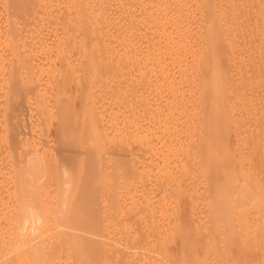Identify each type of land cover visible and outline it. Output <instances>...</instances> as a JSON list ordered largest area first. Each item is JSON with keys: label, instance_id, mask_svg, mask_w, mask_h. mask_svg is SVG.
<instances>
[{"label": "bare ground", "instance_id": "bare-ground-1", "mask_svg": "<svg viewBox=\"0 0 264 264\" xmlns=\"http://www.w3.org/2000/svg\"><path fill=\"white\" fill-rule=\"evenodd\" d=\"M2 1L9 27L7 32L6 23H0V264H62L66 254L79 264H181L179 259L199 257L202 252L191 248L196 241L193 233L187 235L192 230L185 234V228L197 221L193 185L200 171L205 172L202 183L212 190L210 221L216 231L213 229L206 245L211 244L213 253L238 246L239 259L246 260L242 264H249L248 255L256 254L249 251L256 248L258 256L250 261L264 264V215L255 218L257 214L251 213L248 218L246 211L239 216L252 195L237 185L241 178L251 189L255 186L251 194L259 189L249 182L254 176L257 182L263 169L256 159L264 144L259 112L264 108V85L262 78L258 84L256 80L263 73L255 72L257 67L250 64L256 79L252 78L254 73L247 75L245 70L250 69L249 64L245 67L235 62L242 66L238 72L242 69V75H247L242 77L246 82L239 80L241 86L249 87L255 80L262 88L256 86L261 96L254 102H249L247 92L243 95L249 100H235L239 107L248 101L244 106L249 108H243L254 120L248 123L234 117L236 105L231 102L230 90L236 85L230 83V71L236 65L229 64L240 54L236 51L245 33L241 14L250 7L257 14L250 16L249 11L246 17L244 12L245 28L251 29L250 43L245 40L246 33L244 41L256 44L255 51L251 49L256 54L254 60L258 57L264 64V0H55L59 14L56 38L60 41L54 42L56 46L48 41L52 48L43 42L46 46L38 45L37 50H27L28 54H18L23 38L20 27L31 22L33 27H28L35 29L44 24L40 19L52 13L54 8L48 9L53 2H48L53 0ZM39 17L42 23L37 22ZM42 31L46 32L41 29L31 41L29 31L30 46L40 38L47 39ZM248 44L246 51L242 49L249 56L252 45ZM259 67L264 72V65ZM234 89L241 91L238 86ZM26 96H32L29 102ZM98 96L103 98L98 101ZM28 103L40 116L37 127L27 122ZM228 105H233L232 111L227 110ZM247 113L243 116L249 118ZM239 121L245 128L246 123L263 126L261 136V130L255 131L262 138L259 141L252 134L256 128L248 130L253 135L249 141L253 151L259 147L252 160L260 161L261 169L254 171L260 176H249L252 169L243 175V167L242 175L238 174L242 177H236L229 169L235 155L230 147L234 141L232 137L230 141L231 131ZM241 145L238 148L242 150ZM107 164L111 171L107 172ZM108 174L116 177L111 184L120 175L117 180L126 189L119 199L114 195L120 191L115 190L119 183L112 187L114 193L107 187L114 196L105 222L103 207L96 201L103 193L98 187L110 183ZM96 188L101 192L98 198L90 192ZM231 188L236 191L232 193ZM255 200L254 211L262 203L259 195ZM102 231L114 232L112 237L107 235V239L111 237L108 241L104 239L106 244L93 238L104 237ZM243 231L244 235L236 238ZM180 244L182 248L176 251ZM196 259H192L194 264L201 263L202 258Z\"/></svg>", "mask_w": 264, "mask_h": 264}, {"label": "rangeland", "instance_id": "rangeland-1", "mask_svg": "<svg viewBox=\"0 0 264 264\" xmlns=\"http://www.w3.org/2000/svg\"><path fill=\"white\" fill-rule=\"evenodd\" d=\"M0 1H1V2H0V5H2V4H3V1H2V0H0ZM47 1H48V0H47ZM49 1H50V0H49ZM54 1H55V0L48 2V3H50V4L53 2V3L51 4V7H52V6H53V7L51 8V7H49L50 5H48V7H49L48 10H50V9L52 10V9L54 8L53 10H57V11L54 12V11L52 10V13H56V14L50 15V14H52L51 11H50V13H47V14H49V15H47V14H46V15H47L48 17H50L49 20L47 19V20H48L47 23L44 22V21L46 20V19H44V18H48L46 15L44 16V18L42 17V18L40 19V17H39L38 20H37L38 23L41 22L40 20H42V21L44 20L43 23H44V24L46 23L45 25H44V24H37V22H35L37 25L35 24L36 26H34V27H35V29H34V28H32L33 25L31 24L30 20H29L30 23H27V22L25 21L27 24L32 25V27L29 26L30 28H32V29H30V28L28 27L27 24H22L23 26L20 27V30H21L20 33H22L21 36H23V38H22V40H19V41L21 42V45H20L19 49L21 48L22 50H19V51H18V54L21 53V52H22V53H23V52H26V53H24V54H28V53H27V50H29L28 52H32V51H33V48H34V50H35V48H36L38 45H41L40 47H44V46H46L47 44H49L50 42H51V44H54V46H56L57 43H56V45H55L54 42H57V39H58V42L60 41V39H59L58 37L56 38V36H59V35H58V30H59V29L57 30V26H59V20H57V19H58L57 17H59V14L57 13V12H58V6H54V5H53V4L55 3ZM252 1H254V0H252ZM256 1H257V0H256ZM256 1H255L254 3H256ZM55 4H56V3H55ZM58 4H59V3H58ZM2 6H5V5H2ZM48 7H47V8H48ZM56 7H57V9H56ZM3 8H5V7H2V8H1V6H0V18L3 19V21H0V23H1V24H2V22L6 23L4 27H5V29H6L7 32H8V27H9V26H7V24H8V20H6L7 17H6V19H5V16H6L5 11H6V10L3 9ZM2 9H3V10H2ZM253 9L257 10L256 7H255V8L253 7ZM3 11H4V12H3ZM249 11H250V12H249ZM253 11H254V10H252L251 7H250V10H248V11H243V12H242L243 15L241 14V16L245 19V17H244V12H247V13H245V14H246V17H247V15H248V12H249L250 16H254L255 14H257V12L254 11V12H256V13H254ZM252 13H254V14H252ZM56 15H58V16L56 17ZM250 16H249V17H250ZM53 17H55V18L53 19ZM242 17H241V19H242L241 21H243V22H242V25H243V24H244V25L241 26V28L244 27L243 29H244V31H245V33H246L245 40L248 42L249 40H247V38L250 37V36H248V35H249L248 33L250 32L251 29H250V26H247L248 28H245V22H244L245 20H243ZM39 19H40V20H39ZM47 20H46V21H47ZM239 20H240V19H239ZM5 21H6V22H5ZM27 21H28V20H27ZM57 21H58V23H57ZM250 21H251V20H250ZM4 23H3V25H4ZM41 23H42V22H41ZM54 23H55V24H54ZM57 24H58V25H57ZM39 25H40V28L42 27V28H41L42 30H43V28L45 29L46 32H45V33H44V31H42V32H43V34L45 35V38H47L48 40H47V39L45 40L44 38H40V39L42 40V42L39 43V41H41V40L38 39V40L36 41V42H38V43H35L33 46H30V45H29V41H31L32 39L35 38L34 35L36 36L37 32H40V31H41V29L38 27ZM53 25H54V27H53ZM56 25H57V26H56ZM37 27H38V29H39L40 31L37 29ZM45 27H46V28H45ZM48 27H49V28H48ZM29 29H30V30H29ZM33 29H34V30H33ZM36 29H37L38 31H36ZM249 29H250V30H249ZM54 30H55V31H54ZM29 31H30V36H31V37H30V36L27 37V34H29ZM31 31H34V32H36V33L32 32V33H33V35H32ZM56 31H57V32H56ZM242 31H243V30H242ZM242 31L240 32V35H241ZM244 31H243V33H244ZM246 31H248V32H246ZM54 33H55V34H54ZM243 33H242V34H243ZM245 33H244V36H245ZM52 34H53L54 36H53ZM46 35H47V36H46ZM32 36H33V38H32ZM50 36H53V37H50ZM244 36H243V37H242V36L240 37V38H242L241 40H243V41L240 40V42H239V39H240V38H239V39H238V42L240 43V46H241L244 42H245V45H242V47H240L239 44H238V49H237V51H236V52H240V54L242 53L241 56H242V55H243V56H242V57H239L240 54L236 53L235 55H237V56L239 57V59H238V57H237V59H236V58H235V59L233 58V60H236V61H232V62H231V59H229L230 61H228V62H231V63H232V64L229 63L231 67L234 66L233 62H234V63H235V62H236V63H239V62H240V64L242 63V65H243V64H246V65H244L245 67H247V64H249V65H250V64H255V68L257 67V69L255 70V72L259 71V72H257V73H260V74L263 73V75H261V76H260V75H259V76L257 75V76H256V77H258L257 79H256V77H255V72H253V71H254V70H253L254 67H252V66L250 65L252 68H251L250 66H249L250 69H248V68L246 69L245 67H244V68H245V70H246V72H247V75H248V74H251V73H252L251 75H253V73H254V76H253L252 78H255V79L257 80V84L260 83V81L263 79V80H262L263 82H262V84H261V86H263V85H264V72L262 71V68L260 69V67H259V65H261V66L264 65V64H262V63H263V60H260L261 62H259V59H260V58H258V57H256L257 60H254V58H255L254 56H256V54L253 55V52L255 51L256 44H254V46H253V43H251L250 45L248 44V43H250V42L247 43V44L249 45V47H250L251 45L253 46V47L251 46V48H248V51L250 50V52H251V49H252V48L254 49V50H252L253 52L249 53L251 56H253V58H252L250 55H249V56L246 55V52L244 53V51H246V49H247V48H246V49L244 48V46L247 47V46H246V45H247V44H246V41H244ZM29 37H30L31 39H30ZM48 37H49V38H48ZM253 37H255V35H253ZM253 37H252V39H253V42H254L255 38H253ZM55 38H56V39H55ZM29 39H30V40H29ZM28 40H29V41H28ZM44 40H45V41H44ZM52 40H53V41H52ZM48 41H50V42L48 43ZM8 42H9V38H8ZM27 42H28V43H27ZM43 42H46V43H45L46 45H42ZM255 42H256V41H255ZM255 42H254V43H255ZM9 43H11V42H9ZM9 45H10V44H9ZM26 45H27V46L29 45L28 48H29V47H30V48L28 49V48L26 47ZM49 46H50V44H49ZM51 46L54 47L53 45H51ZM51 46H50V47H51ZM50 47H49V49L52 48V47H51V48H50ZM239 48H240V50H239ZM242 48L245 49V50L243 51ZM24 50H25V51H24ZM31 50H32V51H31ZM36 50H37V48H36ZM53 50H54V49H53ZM238 50H239V51H238ZM50 51H52V49H51ZM22 53H21V54H22ZM247 54H248V52H247ZM235 55H234V56H235ZM246 56H247V57H246ZM243 57H246L247 59H245V58H243ZM248 57H250V59H249ZM242 58H243V62H241V61H242V60H241ZM251 58H252L253 60H251ZM244 59H245V63H244ZM237 60H238V61H237ZM239 60H241V61H239ZM246 60H248V62H246ZM249 61H253V62H252V63H251V62L249 63ZM228 62H227V63H228ZM236 63H235L236 67L234 66V67H232L233 69L231 68V69L234 70L235 72L232 71V70L230 71V73H231L230 83H231V81H232V84H233V81H234V83H235L234 85L238 86L239 90H241V91H242V89H244V88H246V89L248 88V89H247V91H245L246 89H244L243 92L239 91V93H238V89H237V91H236V89H234L236 86H232V84H230V87H231V86L234 87V88H232V89L230 90V94H231V91H232L235 95L232 93L231 96H230V95H229V96L231 97V100H232L231 102H232L233 104H235L236 107H233V105H232V106H229V105H228L229 109L227 108V110L232 111V110H231V107H233V108H234V111H235V113H236V115L234 116L236 119L238 118V117H237V115H238V116H240V118H242V119L238 118L239 120H244V119H246L245 122L248 121V123H249V120H250V122L254 123V122H253L254 120H251V119H253V118H251V116L253 117V114H251L253 111L250 112L251 110L249 109V110H250V111H249V112H250L249 114H251L250 117H249L248 113L246 112V109L243 108V106L246 105V102H248V101L246 100V101L244 102V103H245L244 105H243V104H240V103H241L240 101L243 102V100H245V99L247 98V96L245 97V95H243V94L246 93V92H247V95H249V98H250V100L247 98V99L249 100V102H251V101L254 102L255 100H257V99H256V98H257L256 96H257V95H260L259 93H261V92H262V96H263V98H264V92H263L264 89L262 90V88L259 86L260 84H259V85H256V84H255V80H253V82H254L255 85L253 84V82H250V83L252 84V86L254 85L253 87H252L251 84H249V83H248V85H250L251 87H250V86H249V87H248V86L246 87L247 84H246L245 86H244V85L241 86V85L239 84L241 81H239V80H242V82L244 83V79L247 77V75H245L246 72L244 73V70H243L244 75H242V73H241V72H242V71H241L242 69L240 70V72H238V68L240 69L242 66L240 67V64L238 65V64H236ZM260 63H261V64H260ZM237 66H239V67H237ZM236 68H237V70H236ZM258 68H259V69H258ZM248 70H249V71H248ZM233 72L236 73L237 76L234 75ZM248 72H249V73H248ZM240 74L242 75L241 78H240ZM233 75H234V77H232ZM243 76H245L244 79H242ZM235 77H236V78H235ZM249 78H250V75H249ZM259 78H260V79H259ZM261 78H262V79H261ZM250 79H251V78H250ZM251 80H252V79H251ZM251 80H250V81H251ZM245 82H246V79H245ZM243 83H241V84H243ZM256 86L259 87V89L261 88L262 91L258 93V90H259V89L256 90V88H257ZM241 87H243V88L241 89ZM254 87H255V88H254ZM249 88H252L251 90H252L253 93H255V95L249 90ZM253 90H254V91H257V94H256V92H254ZM244 91H245V92H244ZM249 91H250V92H249ZM240 92H241V93H240ZM248 92H249V93H248ZM105 93H106V94H105L104 96L106 97L108 92H105ZM236 93H237V94H236ZM251 93L253 94L254 97L252 96ZM250 94H251V95H250ZM232 95H233V96H232ZM240 96H241V97H240ZM260 96H261V95H260ZM251 97H253V98H251ZM31 98H32V96H26V97H25V100L29 102V101L31 100ZM102 98H103V96H101V97L98 96V101H100ZM232 98H233V99H232ZM234 98H236V99H234ZM240 98H241V99H240ZM258 98H259V96H258ZM239 99H240V101H239ZM259 99H261V97H260ZM235 100H237V101L240 102V103H239V104H240V107H239V105L237 106V103H238V102H237V101L235 102ZM231 102H230V103H231ZM232 103H231V104H232ZM227 104H229V103H227ZM235 105H234V106H235ZM241 105H242V106H241ZM260 105H261V103H260ZM248 106H249V105L247 104V106H244V107H248ZM262 106H264V105H262ZM29 107H30V108H29ZM233 108H232V109H233ZM248 108H249V107H248ZM248 108H247V109H248ZM261 109L263 110L264 108L262 107ZM261 109H260V110H261ZM244 110H245V112H244ZM262 110L259 111V112L261 113L262 118H263V121H261V122L264 123V115H263L264 110H263V111H262ZM99 111H100V110H99ZM234 111H233V112H234ZM236 111H238L239 114H237ZM241 111H243V114H241V113H242ZM262 112H263V113H262ZM25 113L28 115V120H27V122L30 124V126H33V127H34V126H36V127L39 126V124L41 123V122H40V116L37 115V112H34L33 107H32V105H31L30 103H28V108H26ZM235 113H234V114H235ZM245 113H247V115H248L249 118H247L246 115L243 116ZM260 113H259V117H260ZM101 114H103V113H101ZM260 118H261V117H260ZM247 119H248V120H247ZM260 120H261V119H260ZM240 122H241V121H239V123H240ZM261 122H260V123H261ZM55 123H56V122H55ZM242 123H243V122H242ZM242 123H240L239 125L236 124L237 126H235V128L233 129L234 131H233V130L231 131V135H232V136H230V141H231L232 138H234V141H233V139H232L233 143L230 142V144H231V145L233 144L232 146L234 147V149H233L232 146H230V147L232 148V149H231L232 153L234 152L233 155H234V154H235V155L232 157V160H234V161H232L231 165H233V166H232L231 168L229 167V169H230V170H231V169L234 170V172H233V170H232V172H233L234 174H236V177H240V176L242 175V174H241V169H240V168L243 169V167L245 168V170H242V173H243V175H245V176L248 175V172H249L251 169H252V171H250V175H249V176H254V175H257V174L260 176V175L262 174V176H261L260 178L258 177L259 180L256 178V181H257V182L254 181V180H255L254 178L257 177V176H254V178L251 177L252 179H251V181L249 182V183H251V185H252V183H255L254 185L257 184L256 189H257V188L261 189V192L259 191V189H258V192H257V190H256L257 193H260V194H258V195H259V197H260V201L262 202L260 206H258L257 208L255 207V208H256L255 211L257 210L256 213H254V212H255V211H254V206H255L254 202L257 201V200H255V199L258 198V195H257L256 192H255L256 194L254 193L255 195L251 194L252 192L255 191V188H254L255 186L252 185L253 187H252V189H251V186H250L249 184H247V183H248L247 180H246V181L243 180V179L241 180V178H239V179H240V182H239V180H238V182H237V185H238L241 189L245 190V191L248 193V196H249V197L252 195V196H251V197H252V200H249V198H248V201H247V199H246V202H245V203H246V206H245V204H244L243 209L240 211V212H242V214H240L239 216L242 218L243 216H241V215L246 214V211H247V215H248V216L246 215V217L250 218V217H251L250 214L253 213V214H251V215L257 214V216H256L255 218H258V217H261L262 215H264V214H263V211H264V210H263V209H264V198L262 197V194H261L262 191L264 192V189H262V188H260V187L258 186V184H261L262 186H261V185H260V186L264 188V163H263V162H264V158H263V157H264V153H263V149H264V148H262V147L264 146V144H263V143H264V141H263V140H264V137H263L264 134H262V133H263V131H262V129H263L262 127H263V126H261V127H260V126L255 127L254 125H257V124H252V123L248 124V123H246L247 128H245V127H246L245 124H244V123L242 124ZM256 123H257V122H256ZM260 123H258V125H260ZM241 124H242V125H241ZM251 124H252V125H251ZM53 125H55V124L53 123ZM243 125H244V126H243ZM248 125H249V126H248ZM263 125H264V124H263ZM236 127H237V128H236ZM240 127H241V128H240ZM248 127H249V128H248ZM259 127H260V129H259ZM255 128H256V129H255ZM244 129H245V130H244ZM254 129H255V130H254ZM246 130H247V131H246ZM248 130H251V131L254 130V131L252 132V134L254 133V135H255V131H256V130H257V131H256L257 133H259L260 130H261L260 136H261V134H262L263 139H262L261 137H259V134H256V135H257V137H258V141L260 140V138H261L262 141H263V142H262L263 146H259V145H258L259 147H261V148H260V152H262L263 154L257 152V151L259 150V149H258L259 147L257 148V151H256V149L253 151V149H252L253 146L250 144V142H251V138L253 137V135H252L251 133H248V132H249ZM251 131H250V132H251ZM36 132H37V131H36ZM29 133H30V130H29L28 134H29ZM244 133H245V134H244ZM246 133H247V134H246ZM28 134H27V137H26V138H27L28 142L31 143V139L28 137ZM233 134H234V135H233ZM238 134H241V135H238ZM250 134H251V137H250ZM35 135H36V134H35ZM242 135H243V136H242ZM244 135H245V136H244ZM246 135H249V136H247V137H250V138H249L250 140H249V139L246 140V142H248V143H245V138L247 139ZM256 135H255V136H256ZM36 136H37V135H36ZM234 136H235V137H234ZM231 137H232V138H231ZM236 137H237V138H236ZM243 139H244V140H243ZM36 140H37V139L35 138V141H36ZM35 141H34V142H35ZM242 141H243L244 143H242ZM249 141H250V142H249ZM34 142H33V143H34ZM29 143H28V144H29ZM240 144L243 145V146L241 145V148H243L242 150H241L240 148H238ZM246 144H247V145H246ZM260 144H261V141H260ZM262 144H261V145H262ZM236 146H237L238 150H235ZM246 146H247V147H246ZM248 146H249L251 149H249ZM237 148H236V149H237ZM244 148H247V149H244ZM253 148H254V147H253ZM261 149H262V151H261ZM30 150H31V149H30ZM234 150H235V151H234ZM239 150L242 151V152H243V150H244V152L247 153V154L245 153V157H246L247 160L244 159V158H245V157H244V152H243V153H242V152H239ZM245 150H246V151H245ZM250 150H251V151H250ZM255 151L258 153V154H257V157H258V158H256V155H255V157L253 156ZM250 152H252V153H250ZM238 154H239V155H238ZM255 154H256V153H255ZM260 154H261V155H260ZM237 155H238V156H237ZM241 155H242V156H241ZM249 155H252L253 157L251 156V158H250ZM258 155H259V156H258ZM262 155H263V156H262ZM231 156H232V155H231ZM235 156H236V157H235ZM243 157H244V158H243ZM248 157L250 158V160L248 159ZM260 157H262L263 160H261ZM237 158H238V160H237ZM252 158L259 159V160L262 162L263 166L261 165V163H260L259 160L257 161L256 159H255V160L253 159V160H254V162H253ZM239 160H240V164H239V162H238ZM251 160H252V161H251ZM235 161H236V162H235ZM245 161H246V162H245ZM233 162H235L236 165L239 164V166H236L235 164H233ZM257 162H258V166H257V165H254V164H257ZM237 163H238V164H237ZM252 164H253V165H252ZM241 165H242V166H241ZM240 166H241V167H240ZM256 166H257V167H256ZM261 166L263 167V169H261ZM106 168H108V169H107V172H108V170H109V171L112 170V167H111L110 165H108V164H107V167H106ZM258 168H259V170L261 169V171L263 170V171H262L263 173H262L261 171L258 170L261 174H259V173L255 174V172H257V169H258ZM110 169H111V170H110ZM249 169H250V170H249ZM239 170H240V171H239ZM243 171H246V172H247V175H246L245 172H243ZM254 171H255V172H254ZM203 172H204V171H200V173L198 174V176L196 175V176H197V179H196L197 181H198V180L201 181V179L204 177L205 172H204V173H203ZM239 172H240V174H241L240 176L238 175ZM253 172H254V173H253ZM104 173H105V171H104ZM197 173H198V171H197ZM220 173H221V172H219L218 174L220 175ZM252 173H253V174H252ZM105 174H106V173H105ZM105 174H104V176H105ZM110 174H112V173H110ZM251 174H252V175H251ZM108 175H109V174H108ZM104 176H103V177H104ZM117 176H118L117 179L120 181V178H121V177H119L120 175H117ZM108 177H110V179H107ZM108 177L106 176L105 179L109 180V182H110V181H113L112 178L114 177V174H113V176L109 175ZM241 177H242V176H241ZM114 178H116V177H114ZM198 178H199V179H198ZM117 179H115V180L118 182ZM115 180H114V181H115ZM116 181H115V182H116ZM197 181L195 182L197 185H195V183H194V185H193V186H194L193 188H194V190H195L194 193L197 194L196 197L194 196V197L196 198V200L194 199V201H195V202H194V206H196V207H195V212L198 213L199 215L196 214V215L194 216L195 218H196V216H197V218H196L197 221H193V222L195 223L194 225H193V224L191 225L193 228H192V227L185 228V230H186V229H187V230H186V232H185V230H184V232H185V234H187L189 231L192 230V231L190 232L191 235H190V234H187V235L192 236V233H193V238H194V240L199 241V242H197L198 245H197L196 241H193L194 243L192 242V247H191V248L194 249L193 252H200V251H201V252H202V253L200 252V253H201V256H200V255H198V256H199L200 258H202V261L204 262V261L207 260V259H209V261L207 260L208 263H207L206 261H205V263H203L202 261H201V263H200V262H198V260H199L198 258H199V257L196 256V257H194V258H192V257H189V258H187V259L184 258L185 260H184V259H179L180 262H181V264H186L187 261H188V264H189V263L192 264V263L195 261V260H192V259H195V258H197L196 261L198 262V264H226V263H227V264H236V263H238V264H242L241 262L244 260V258H240V259H239V257H238V253H239L238 249H239V248H238L237 245H236L237 247L232 246L233 249H232V248H229V250L226 249V250H225L226 252H225L224 250H223L224 252H223V251L221 252V250H222V249H221V250H219V251H216V253H215V252L213 253V248L211 247V244L208 245L209 242H210L211 236H212V234H213V229H214V228H213V225H212L213 222H211V221L213 220V219H211V218L213 217V216H212V213H213V210H214V209H213V207H212V205H211V204H212V198L210 197V193H211V192H209V191H212V190L209 189V188H211L210 186H206V185H208V184H205V185H204V184L202 183V182H204L203 180H202L201 182H197ZM248 181H249V180H248ZM252 181H253V182H252ZM258 181H260V182H258ZM115 182H114L113 184H111V182H110V183H108V185H107V182H106V183H105V186H102L103 184L100 185V186L103 187V188L98 187V186H99V185H98L97 187H98L99 189H102V190H100V191H103V193L99 192V191H98V190H99L98 188H96L95 191H93V190L90 191V192H92L93 194L97 195V196H96L97 198H98V195L101 193L100 196H99L100 198H98V200L96 199V200H97L96 203H98L99 207H100V206L103 207V208H102L103 212H101L103 215H101V216H102V219H105V220H103V221H105V222L108 220V217H110V215H111V214H109V212H111V206H110L111 203H110V202H111L112 197H113L114 195H117L116 198L121 199L120 197L123 196V195H121V194H123L122 192H124V189H126L125 186H124V184H123V183L120 184L119 182H118V183H119L118 185L116 184V185H117V188L114 187ZM242 182L245 184L246 187H245L244 185L242 186ZM201 183H202V184H201ZM239 183H241V184H239ZM110 184H111L112 186H111ZM84 185H85V183H84ZM109 185H110V186H109ZM81 186H82V185H81ZM249 186H250V187H249ZM82 187H83V186H82ZM84 187H85V186H84ZM107 187H111L112 192L114 191V190H113L114 188H116V189H115L116 191H117V190H120V191H117V192L115 191L116 194H114V195H113V194H109V192H110L111 189H109V188H107ZM112 187H114V188H112ZM106 188H107V190H106ZM246 188H248V189H246ZM97 189H98V190H97ZM197 189H198L199 191H198ZM108 190H109V191H108ZM122 190H123V191H122ZM248 190L251 191V192L249 193ZM230 191H231L232 193H234L236 190H235L234 188H231ZM107 192H108V193H107ZM112 192H111V193H112ZM120 192H121V193H120ZM98 193H99V194H98ZM113 193H114V192H113ZM93 194H90V196H91V195L93 196ZM95 195H94V197H95ZM263 195H264V193H263ZM96 197H95V198H96ZM90 198H91V197H90ZM92 198H93V197H92ZM242 198H243V197H241V199H242ZM197 199H199V200L197 201ZM261 199H262V200H261ZM209 202H210V203H209ZM241 202H242V201H241ZM99 203H101V205H100ZM109 203H110V204H109ZM195 204H196V205H195ZM248 204H249V205H248ZM247 205H248V206H247ZM256 206H257V205H256ZM261 206H262V207H261ZM100 208H101V207H100ZM258 208H262V209H260L261 211L259 210V211H260V214L258 213V212H259V211H258ZM193 210H194V209H193ZM100 211H101V209H100ZM197 211H198V212H197ZM195 212H194V213H195ZM106 213H107V214H106ZM243 213H244V214H243ZM259 215H260V216H259ZM99 216H100V214H99ZM101 216H100V217H101ZM103 216H104V218H103ZM252 217H253V216H252ZM195 218H194V219H195ZM253 218H254V217H253ZM102 219H101V220H102ZM210 219H211V221H210ZM250 220H251V219H250ZM103 221L100 222V223H101L102 226L104 227V226H105V225H104L105 223H103ZM210 222H211V223H210ZM198 223H199V224H198ZM101 224H100V226H101ZM105 228H106V226H105ZM189 228H190V229H189ZM102 229H103V228H102ZM238 229H240V228H238ZM238 229H237V231H239ZM103 230H104V229H103ZM188 230H189V231H188ZM214 231H215V229H214ZM102 232H103V234H101V236L105 234L104 231H102ZM197 232H198V233H197ZM75 233H78L79 235L84 236V237H88V238H91V237H92L91 235L86 234V233H81V232H75ZM194 233H195V234H194ZM215 233H216V231H215ZM244 233H245V232L243 231L242 234H237V237H236V238L243 236ZM108 234H109V233L106 232V234H105V236H104L105 238H104L103 236H102V237H99L100 239L97 238V237H93V238H95L96 240L100 241L101 243H105V244H106V241H105V240L107 239L106 237H108V236H107ZM111 234H112V235H110V234H109V235L112 237V236L114 235V232H112ZM197 234H199L198 237L200 238V240L204 238V239L202 240V242L199 240V238H197L198 240L196 239ZM200 234H201V236H200ZM194 235H195V236H194ZM111 237H109L108 239H110ZM101 239H102V240H101ZM104 239H105V240H104ZM108 239H107V241H108ZM205 239H206V240H205ZM204 240H205V241H204ZM208 240H209V241H208ZM103 241H104V242H103ZM236 241H237V239H236ZM201 243H203L204 245H206V243H208V244L206 245L207 247L203 246V244L201 245ZM181 244H185V243L183 242V243H181ZM181 244L178 245L177 248H175L176 251H178V250L180 249V246H181V248H182V245H181ZM194 244H195V246H194ZM196 245H197V246H196ZM199 245L201 246V248L199 247ZM183 246H184V248H185V250H186V247H187V246H185V245H183ZM193 247H194V248H193ZM204 247H205V248H204ZM187 248H188V247H187ZM236 248H237V249H236ZM196 249H197V250H196ZM235 249H236V250H235ZM253 249H254V248H252V250L249 251V252L251 253L252 251H254L253 254H255V252H256V254H257V252H258L257 249H256V248H255L254 250H253ZM189 251H190V250H189ZM191 251H192V250H191ZM247 252H248V251H247ZM249 252H248V254H249ZM203 253H204V254H203ZM209 253H210V255H209ZM256 254H255V256L251 254L252 257H250V255H248V256H249V259H247V258H246V259L248 260L247 262H248L249 264H250V262H251V264H254L253 260L250 261V259H253V258L257 257L258 255L256 256ZM70 255H71V253H70ZM72 256H74V255H72ZM211 256H212V257H211ZM68 257H69V258H68ZM70 257H71V256H69V254H66L65 259H64L65 263H64V261L62 260L63 263H64V264H79V262L76 263L75 261H73L74 259H73V260H72V259L70 260ZM74 257H75V256H74ZM205 257H206V258H205ZM207 257H208V258H207ZM66 258H67L68 261L66 260ZM72 258H73V257H72ZM241 259H242V260H241ZM75 260H76V259H75ZM239 260H240V261H239ZM76 261H77V260H76ZM238 261H239V262H238ZM244 261H246V260H244ZM60 263H61V262H60ZM60 263H59V264H60ZM63 263H62V264H63ZM89 263H91V262H88L87 264H89ZM108 264H112V262H108ZM193 264H194V263H193ZM195 264H196V262H195Z\"/></svg>", "mask_w": 264, "mask_h": 264}]
</instances>
